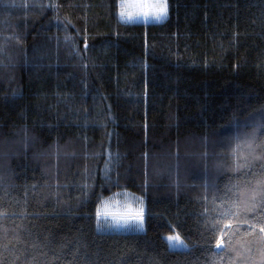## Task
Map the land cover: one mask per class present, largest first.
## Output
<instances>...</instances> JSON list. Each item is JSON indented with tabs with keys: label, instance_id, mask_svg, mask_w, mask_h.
Wrapping results in <instances>:
<instances>
[{
	"label": "trees",
	"instance_id": "16d2710c",
	"mask_svg": "<svg viewBox=\"0 0 264 264\" xmlns=\"http://www.w3.org/2000/svg\"><path fill=\"white\" fill-rule=\"evenodd\" d=\"M167 5L143 24L119 0H0V264H264L252 213L217 223L264 123V0ZM121 193L144 234L100 230Z\"/></svg>",
	"mask_w": 264,
	"mask_h": 264
},
{
	"label": "snow or ice",
	"instance_id": "6c2138e0",
	"mask_svg": "<svg viewBox=\"0 0 264 264\" xmlns=\"http://www.w3.org/2000/svg\"><path fill=\"white\" fill-rule=\"evenodd\" d=\"M136 8L139 10V14L148 16L150 13L154 14L156 19L161 17H166L168 13V5L166 0H156L154 4H133L128 2L121 3V18L125 16L131 18L134 13L130 9ZM264 123H260L256 126V132L252 134L251 137L245 138V143L248 148L249 155L251 160H246L243 165H237V168L243 166L251 169L250 176L247 177L240 183L232 185L227 189L228 193H231L228 197H220L221 199V210L219 212V219L217 223H225L232 219L238 218L241 213H252V217H245V220L249 224V228H254L256 224L261 225L259 231L264 233V138L257 142L256 134L260 133L261 137H264ZM259 162L257 164L256 162ZM139 200V198H137ZM140 207L136 212L128 210L124 213H114L109 211L107 203H105L102 209L98 208L96 216L99 218L103 215L104 217H111L112 221L109 224V227L115 226L128 227V221L130 219L137 221V227L140 230H143L145 222V209L143 207V201L139 200ZM227 203V207L223 205ZM123 221V223H121ZM99 226V225H98ZM225 227H229L228 224H225ZM219 232L220 236L223 237L226 233L220 229L216 230ZM215 235V233H214ZM169 242L179 241L180 237L177 236H168L166 238ZM182 247L185 245L180 244ZM218 249L221 248V242L218 240L216 243Z\"/></svg>",
	"mask_w": 264,
	"mask_h": 264
},
{
	"label": "rangeland",
	"instance_id": "374dc122",
	"mask_svg": "<svg viewBox=\"0 0 264 264\" xmlns=\"http://www.w3.org/2000/svg\"><path fill=\"white\" fill-rule=\"evenodd\" d=\"M122 2H128V3H133V4H154L156 3V0H119V19L121 20V22L123 23H143V24H155V23H161L158 22V19H156L155 15L150 13L147 17L139 14V10L136 8H132L130 9V11H132L134 13V15L129 18L127 16H125L124 18H121L120 16V12H121V3ZM167 2V0H166ZM168 17V13L166 17H161L159 20L165 21ZM139 197H136L134 195H130L128 193H121L119 195H116L108 200H105L101 206L100 209H102L105 205V203H107L108 209L111 212L114 213H124L128 210H131L133 213L136 212L139 207H140V203L139 200L143 201V207L145 209V222H144V226H143V230H140L136 225H137V221L130 219L128 221L129 226L128 227H120L117 228L115 226L109 227V224L112 221V218L109 217H104L103 215L99 218V227L101 231L104 232H111V233H118V232H123V233H135V234H144L146 232L147 229V222L150 219V214L148 213L147 207H146V202L144 199L139 198V200L137 199ZM121 223H123V221H121ZM178 234H174L172 236H177ZM179 236V235H178ZM180 237V236H179ZM168 244L170 245V247L174 250H186L188 249V245L187 243L180 237L179 241H172L169 242L167 240ZM185 245L186 247H182L180 246V244ZM221 242V248H223V242ZM217 250H220L216 247Z\"/></svg>",
	"mask_w": 264,
	"mask_h": 264
},
{
	"label": "clouds",
	"instance_id": "9594fccd",
	"mask_svg": "<svg viewBox=\"0 0 264 264\" xmlns=\"http://www.w3.org/2000/svg\"><path fill=\"white\" fill-rule=\"evenodd\" d=\"M158 22H162V20H158Z\"/></svg>",
	"mask_w": 264,
	"mask_h": 264
}]
</instances>
